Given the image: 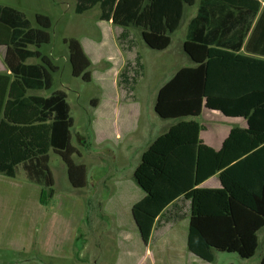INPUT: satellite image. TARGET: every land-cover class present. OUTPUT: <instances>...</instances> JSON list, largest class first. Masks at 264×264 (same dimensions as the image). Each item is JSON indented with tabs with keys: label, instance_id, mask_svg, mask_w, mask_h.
<instances>
[{
	"label": "trees",
	"instance_id": "1",
	"mask_svg": "<svg viewBox=\"0 0 264 264\" xmlns=\"http://www.w3.org/2000/svg\"><path fill=\"white\" fill-rule=\"evenodd\" d=\"M193 2L76 0L75 11L98 5L101 19L121 27V40L130 42L129 29L137 27L149 47L163 50L180 26L185 5ZM198 4L183 42L192 64L178 68L161 85L154 104L161 118L175 120L140 156L133 176L144 196L132 205L131 214L146 243L154 224L167 219L168 208L176 210L171 219L185 217L181 201L187 200L190 252L208 262L214 260V249L250 258L264 227V58L240 50L261 2L199 0ZM34 19L36 25L19 9L0 4V46L5 47L6 67L0 72V173L15 177L21 169L28 181L41 187L40 203L46 205L56 193L50 149L65 162L74 188L86 187L88 180L86 165L72 158L81 152L71 143L73 118L66 93L60 89L39 93L52 87V72L58 66L39 50L51 40L50 17L36 13ZM63 42L72 75L90 81V61L80 42L73 37ZM245 49L252 52L248 45ZM31 58L35 61L29 62ZM135 60L142 68L138 52ZM121 80L129 82L125 69ZM90 102L94 106L96 99ZM203 108L241 117L246 125L231 127L215 149L200 138L202 125L196 117ZM81 143L85 144L84 137ZM214 174L219 187L200 186ZM259 264H264V254Z\"/></svg>",
	"mask_w": 264,
	"mask_h": 264
},
{
	"label": "rangeland",
	"instance_id": "2",
	"mask_svg": "<svg viewBox=\"0 0 264 264\" xmlns=\"http://www.w3.org/2000/svg\"><path fill=\"white\" fill-rule=\"evenodd\" d=\"M75 1L0 0V4L22 11L33 25H36L34 19L36 13L50 17L51 40L42 44L39 50L47 55L58 69L52 72V87L39 93L48 95L57 89L66 93L73 118L71 143L79 151L85 152L82 158L76 154L72 158L75 162L87 161L89 164H96V166L90 165L87 180L89 178L92 180L87 182V186L74 188L68 180L65 162L59 154L52 149L49 150V167L54 177L56 193L45 207L47 212L56 208L61 210L53 215L56 217L49 215L51 216L49 219L54 220V222L51 220L53 233H45L46 235L41 239L40 227L37 228V232L33 231V244L29 253L12 254L7 249V245L3 246L0 248V264H23L22 262L25 264H259L264 254V227L258 231V247L250 258H242L236 252L214 249V260L211 262L194 254L191 260L188 258L191 252L186 246V241L182 243L176 239L174 241L171 236H163L162 229L153 232L146 243L142 241L132 218L130 206L132 199L144 192L134 180L132 166L134 162L140 161L138 155L140 148H147L151 140L174 123L175 119L161 118L155 112L154 104L161 85L179 67L192 63L182 49L185 26H180L172 34L169 47L157 50L143 41L141 31L137 27L129 29L130 42L121 40L119 37L121 27L101 19L98 5L77 13ZM65 37L76 38L81 43L90 61L88 68L90 81L72 75L67 47L63 42ZM4 51L5 47L0 46L2 72L6 71L3 61ZM137 52L141 57L142 68L138 67L135 60ZM28 61L33 62L35 59L31 58ZM123 69L129 77L127 84H123L121 80ZM124 87H130L132 90L127 91ZM108 97L114 98L115 102L112 103L115 104L116 109L114 130L119 129L124 113V116L130 115V121L135 123L134 133L143 137L136 147L137 150L135 149L130 156L128 164L123 168H111L112 161L110 158L107 159L103 152L96 154L101 155L99 159L98 156H92L91 152L85 151V148L93 146H88V143H91L90 139L96 131L95 119L106 121V116L104 118L100 116L104 113L103 107ZM93 98L100 99L102 107L95 108L90 102ZM123 109L125 112L122 111L119 116L118 111ZM196 120L207 127V130L201 132V137L206 141L211 138L208 142L212 144L216 143L215 138L220 137L228 128L245 125V120L241 117L229 118L219 112L206 109L196 117ZM82 137L86 138L85 144L81 143ZM120 142H124V139ZM126 142L127 140L124 143ZM107 165H110L109 170L106 168ZM110 171L113 174L105 182L94 181L97 176H105ZM122 174L125 176L124 187L119 180ZM72 191L82 198L79 207L75 204L76 199L71 201L74 198ZM181 204L184 207L183 211L188 214V201H181ZM67 207L69 211L66 210ZM79 213L82 222L79 220L78 225ZM186 216L188 217L189 214ZM73 224L79 239L75 240V246H81V251L74 258H62L58 255L62 250L61 247L76 234L71 232ZM36 226L40 225L36 224ZM3 228L0 227V235L4 234V236L0 238L8 244L11 231Z\"/></svg>",
	"mask_w": 264,
	"mask_h": 264
},
{
	"label": "crops",
	"instance_id": "3",
	"mask_svg": "<svg viewBox=\"0 0 264 264\" xmlns=\"http://www.w3.org/2000/svg\"><path fill=\"white\" fill-rule=\"evenodd\" d=\"M198 2L199 0H194L193 4L185 5L184 11H183V17L180 23V26H183V25L185 26V34H184V39L182 41V49H183V42L186 37L188 22L192 17L195 16L197 9H198V5H199ZM260 2H261L260 8L251 24L250 31L248 32V35L242 45L240 52L244 54L264 58V56H261L258 54V53L264 52V0H260ZM75 4H76V1H75ZM108 22L111 23L110 21ZM171 41H172V35H171ZM246 45H248V48L252 52L246 51L245 49ZM252 53H255V54H252ZM3 61H4V54H3ZM191 64L192 63L188 65H191ZM95 99H96V104L94 105L95 108L99 106L102 107V101L98 98H95ZM113 102H114V98L108 97V99L106 100L104 104V107H103L104 113L100 116V118H104V116H106L105 122L104 120L98 121L97 119H95L96 120V126H95L96 131L93 137L90 139L91 143L90 144L88 143V146L90 145H93V146L91 148H88L86 146L87 148H85V151L87 150L88 153L91 152L92 156H98L99 159L101 155H96V154L103 152L107 159L109 158L111 159L112 161L111 168L117 169V168H123L126 164H128V160H130V156L135 152V149L137 150L136 147L137 145L140 144L143 137L134 133L136 125L133 121H130V115L127 114V116H124V113H123V119L121 120V125L119 126V129L114 130L113 122H114V115L116 114L114 110L116 109H115V104L114 105L112 104ZM204 109L206 108H203L202 112ZM206 110H209V109H206ZM120 111H118L119 116L122 113V111L125 112V109L120 110ZM211 111L218 112L217 110H211ZM110 117H113V118L110 119ZM229 118H239V117H229ZM115 122H116V119H115ZM117 123H118V119H117ZM245 125H246V122H245ZM245 125L241 127H244ZM204 129L207 130V127L202 125V130L200 131L201 140L205 144L215 149H218L222 141L224 140V138L228 135L231 127L228 128L220 137L215 138L216 143L214 144L208 142V141H211V138L210 139L208 138V140L206 141L205 139L201 137V132ZM84 139L86 143L87 142L86 138L84 137ZM123 139H124V142L125 140H127V142L126 143L120 142ZM152 141L153 140H151V142ZM149 144L146 147H148ZM145 149L146 148H140V150L138 151V155L141 156L142 152ZM80 152H81V155L79 158H82L84 155L83 153L85 152H82V151ZM78 163H82L86 165L88 177H89L88 174H90V170H89L90 165L96 166V164H89L87 161H81ZM138 163L139 162L133 163V166H132L133 172ZM131 164L132 163L130 162L129 165ZM109 166L107 165L106 167L108 170L110 169ZM19 170L21 172H19ZM19 170H18V174L15 177L6 176L0 173V227L2 228L5 227L9 231H11V238L8 244L7 242L4 243L2 239L0 238V248L7 245L8 246L7 249L12 254H20V253L25 254L31 251L32 244H33L32 238L34 237L33 231L37 232L38 231L37 228L40 227L39 238L41 239L44 238V235H46L45 233H48V232L53 233V230L51 228L53 225L51 224L52 218L51 219L49 218L51 216L56 217L53 215L58 214L61 211L60 209L56 208V210L47 212V209L45 206H48V205L47 204L44 205L40 203L41 187L38 184L28 181L25 178L23 171L21 169ZM20 173H21V176H20ZM107 173L108 174H105V176L104 175L97 176L96 180L94 179V181L97 183L105 182V180L108 179L111 176V174H113L111 173V171ZM124 178L125 176H123V174L119 177L122 187H124ZM91 180L92 178H89L88 183ZM90 184L92 186V183ZM200 186L219 187L220 181H219L218 175L217 174L212 175L208 179L204 180L200 184ZM72 195H74V198L71 201H75L76 199L75 204H77V207H79V204L81 203L82 198L79 196V194H75L73 191H72ZM143 196L144 194L137 196V198H133L131 201L130 207H132V205L135 202H137L140 198H142ZM176 204H177V207L181 206L179 201H177ZM66 210L69 211V207H67ZM167 210H169L168 212L169 214L166 215L167 219L166 220L161 219L156 224H154L151 234L153 232H158L160 229H162L163 236H169V237L171 236L174 239V241L176 239V241L178 240L184 243L187 239L186 229L188 228L187 221L189 219V217L186 216L187 213L184 212V215L186 214L184 219L177 220V219H171L172 213L174 214L176 210L174 209L175 210L174 211L172 208H168ZM79 215L80 217L78 218L77 223L78 222L80 223V221L82 222V216L80 213ZM52 222H54V220H52ZM36 224L40 226H36ZM16 227L18 228V230ZM74 230L75 229H74V224H73L71 227V232L76 233V234L73 235V238L69 242H67L64 246L61 247L62 250L58 253V255H60L62 258H65V257L74 258V256H76L77 254L78 255L80 254L81 246H75V240L77 241L79 239H78L77 231L76 230L74 231ZM0 236H4V234H1ZM188 258L193 260L194 255L192 252L190 253V255H188ZM22 263L25 264V262H22Z\"/></svg>",
	"mask_w": 264,
	"mask_h": 264
}]
</instances>
